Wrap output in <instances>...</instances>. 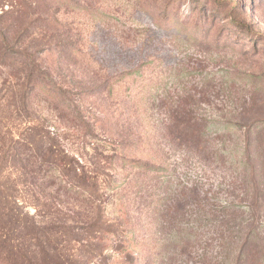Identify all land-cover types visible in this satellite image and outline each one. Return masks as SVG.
<instances>
[{"label":"rangeland","instance_id":"374dc122","mask_svg":"<svg viewBox=\"0 0 264 264\" xmlns=\"http://www.w3.org/2000/svg\"><path fill=\"white\" fill-rule=\"evenodd\" d=\"M33 123L113 180L97 202L117 228L97 240L86 201L54 183L71 218H33L54 227L27 239L38 252L48 236L67 248L64 264H145L159 230L150 213L168 204L179 212L167 218H192L197 202H230L243 231L256 218L263 235L264 0H0V131Z\"/></svg>","mask_w":264,"mask_h":264},{"label":"trees","instance_id":"16d2710c","mask_svg":"<svg viewBox=\"0 0 264 264\" xmlns=\"http://www.w3.org/2000/svg\"><path fill=\"white\" fill-rule=\"evenodd\" d=\"M40 131L34 123L20 129L15 136L11 129L0 131V264H50L55 259L64 264L67 248L58 249L48 236L45 237L47 246L39 252L35 250L39 246L37 242L26 243L28 238L39 241L40 237L47 235L45 231L54 229L48 222L33 218H71L55 202L57 190L52 192L50 188L54 183H63L65 192L72 191L74 197L80 195L86 201L88 211L85 218H97L90 223L89 234L95 231L99 236L94 237L103 241L108 233H117V228L107 219L105 206L99 203L100 197L106 199L113 180L99 179L95 171L83 169L75 158L67 155L57 140L48 136L45 142ZM8 161L19 167L23 177L22 189L33 199L34 214L26 209L27 201L17 197L18 190L7 172ZM134 163L144 173L157 167L148 162ZM131 182L125 178L119 181L123 190L121 195ZM85 193L90 198L86 199ZM253 198L256 202L257 195ZM161 200L158 197L157 201ZM226 204L197 202L192 218H167L170 212H179L177 207L170 204L162 208L154 206L150 213L151 223L159 230L145 264L157 261L158 264H188L189 260L195 264H264V234L260 235L255 230L253 223H256V218L253 223H247V230L243 231V220L240 218L237 222V215L244 212L236 210L233 203ZM209 214L212 218H206ZM56 231L65 235L63 229ZM60 241L57 245L61 244ZM63 241L67 242V239ZM90 246L101 250L105 245ZM40 253H43L42 257ZM125 258L131 259V255L126 254Z\"/></svg>","mask_w":264,"mask_h":264}]
</instances>
